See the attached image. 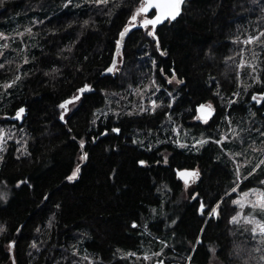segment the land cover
I'll return each mask as SVG.
<instances>
[{
  "label": "trees",
  "instance_id": "trees-1",
  "mask_svg": "<svg viewBox=\"0 0 264 264\" xmlns=\"http://www.w3.org/2000/svg\"><path fill=\"white\" fill-rule=\"evenodd\" d=\"M142 2L0 0V33L31 29L25 49L0 55V130L12 131L0 264H264V237L231 220L236 197L263 187L264 163L253 173L251 157L238 176L229 143L216 142L236 132L242 148L264 149V97L252 99L264 93V0H186L174 21L129 30L104 73ZM198 104L212 105L207 121ZM174 125L205 143L179 147ZM183 170L197 181L185 187Z\"/></svg>",
  "mask_w": 264,
  "mask_h": 264
},
{
  "label": "rangeland",
  "instance_id": "rangeland-1",
  "mask_svg": "<svg viewBox=\"0 0 264 264\" xmlns=\"http://www.w3.org/2000/svg\"><path fill=\"white\" fill-rule=\"evenodd\" d=\"M142 5V4H141ZM140 5V6H141ZM139 16L137 17L136 21L142 20V18ZM144 19V18H143ZM27 29V28H26ZM26 29H23L21 31H16L15 33H6V32H1L0 33V46L7 44L8 47L4 48V47H0V55H5L6 53H15L17 51V47L14 46L15 43L17 42H21L22 47L21 49H25V47L29 44L30 42V34L31 32L26 31ZM170 77H167V81L169 82ZM172 82V81H171ZM11 121H13L11 119ZM181 129L178 128L176 125L173 126V137H172V141L175 142V144H177L179 147L181 148H186L187 150H193L195 148L200 147L203 143L198 144L197 141H206L204 139H198V140H194L192 141H188L187 140V135L188 133L186 131H180ZM4 136L6 135H10V133H12V131H10V128H8V126L5 128V131H3ZM236 133V132H234ZM3 136V138H4ZM22 137V135H21ZM18 140H20V138H18ZM217 141H220V143H218L219 145H222L223 143H229V149L230 148H234L235 152L231 153L228 150H225V154L226 156L230 157L235 164L236 167V171L238 176L241 175V172L243 171L244 167L250 163L251 161V157L253 158H257V161L255 164L252 163V165H254L253 168H257L258 165H260L262 163V161L264 160V149L263 147H260L258 145H255L254 142H248V145L246 146V148H242V142L243 139L242 137L236 133L235 135H228L227 134H223L220 139H218ZM3 142L2 144H0V151H2V147H3ZM183 145V146H181ZM224 151V149H223ZM256 153V155H255ZM260 155V156H259ZM258 156V157H257ZM255 158V159H256ZM253 171V169H252ZM195 172L196 175H191L188 176V183L185 184V179H181V181L183 182L185 187H188L191 183H193L194 181H197L198 179V173L196 171H192ZM241 179V178H240ZM264 180V179H263ZM247 194V195H245ZM264 194V184L262 188H251L249 190L243 191L241 192L235 199V201H237L236 206L238 207V212L235 215L237 217V220L235 221V223H245L248 224L251 227V230L253 228H256V235H262L264 237V234H262L259 231V227L258 224L260 222H264V212H262L259 208V203H260V196ZM252 203H256L257 207L256 209H253L252 207ZM245 217H247V219H245ZM253 217H255V219H253ZM253 233V231H252Z\"/></svg>",
  "mask_w": 264,
  "mask_h": 264
},
{
  "label": "snow or ice",
  "instance_id": "snow-or-ice-1",
  "mask_svg": "<svg viewBox=\"0 0 264 264\" xmlns=\"http://www.w3.org/2000/svg\"><path fill=\"white\" fill-rule=\"evenodd\" d=\"M90 2H93L95 4H107L109 2V0H90ZM182 3H183V0H147L146 3L142 4L140 7L136 8L134 11H133V14L129 17V20L130 21H136L137 20V15L138 13L140 12H144V13H148L149 9L150 8H155L156 9V15L153 16L151 19H143L140 21V23L144 26V27H147L148 25H152L153 27H155L157 24L161 23L162 20L166 19V18H169V19H172V20H175L176 17L180 14L181 12V6H182ZM85 25H87L89 22L87 20H85L83 22ZM133 25L131 23H129L128 25H126V27L120 32V37L123 38L125 36V34L129 31V29L132 27ZM26 31L30 32L31 29H26ZM149 36H154L155 33L152 32V31H149L147 33ZM255 39V37H251L249 38L247 42H250L251 40ZM120 44H121V40L120 39H117L116 41V46H117V49H119L120 47ZM157 45H158V41H157ZM0 47H4V48H7L8 45L7 44H4ZM116 63V60L113 59V66L115 65ZM4 65H0V68H3ZM55 71V70H54ZM106 71L108 72H112L113 71V67H109L106 69ZM162 71V70H161ZM175 76H176V73L173 72L172 73V76L171 78L169 79V83H171L172 79H175ZM16 80L20 79V77H15ZM180 81H177V83H179ZM255 82V81H253ZM14 83V81H13ZM154 83V82H153ZM4 87H10V84H5ZM91 89V86L88 85V84H84L83 87H81L80 89H78V93H80L81 95L84 94L86 91H89ZM257 95L261 96V97H264V93H259V94H254L252 99L254 101H257L258 103L260 102L259 100H257ZM80 99V95H74L71 99L69 100H65L63 101L59 107L61 109H63V111L61 112V115H60V119L63 120L64 119V112H67L68 111V108H67V105L75 102V101H78ZM152 104H153V107L156 106L155 104V101H152ZM207 107V111L205 112L204 116L202 117V119H204L205 121H207V119L209 117H211L213 115V109H212V105L209 104L207 106H205L204 104H201L198 106L197 108V111H201V110H204L205 108ZM145 109L141 108L140 111H144ZM25 112V109L23 107L17 109L15 115L17 118H20L21 117V114ZM113 132H119L120 130L119 129H112ZM234 135L236 133H233ZM3 136H4V133L2 130H0V144H2L3 142ZM135 142V141H134ZM217 143H220V141H216ZM198 144H201V143H205V141H197ZM84 144H85V141L83 139L80 140V146L81 148L84 147ZM183 146V145H181ZM87 158V153H84L80 156V161H83ZM0 159H2V157H0ZM141 165L145 164V161H140L139 162ZM264 163V162H262ZM259 167V165L257 166ZM79 164H77V167L72 171L71 175L67 176V179L69 181L73 180L74 178H76V176L78 175V172H79ZM256 172V168H253V173ZM178 175H181L182 178L185 179V184L188 183V179L187 177L188 176H191V175H196L195 172H183V173H178ZM251 175V173L249 174ZM19 183H24L23 181L21 182H18V185ZM261 184H264V180L260 181ZM233 191H235V189H233ZM247 195V194H245ZM0 199H6V194L4 193H0ZM233 203H237V201H233ZM252 207L253 209H256L257 207V204L256 203H252ZM259 208L262 212H264V194H262L260 196V203H259ZM200 209H201V212L205 211L206 210V205L201 202V205H200ZM210 216L211 215H215L217 214V208L216 207H212V210L211 212L208 213ZM245 219H247V217H245ZM253 219H255V217H253ZM231 220L233 222H235L237 220V217L236 216H233L231 218ZM258 227H259V231L264 234V222H260L258 224ZM3 228L2 226H0V231H2ZM39 230V229H38ZM203 231V229H202ZM253 231V234H255L256 232V228H253L252 229ZM198 243L200 242L199 241V238H198ZM11 246V244H10ZM33 247H35V244L32 245ZM156 255H159V253H157ZM159 264H163V262H159Z\"/></svg>",
  "mask_w": 264,
  "mask_h": 264
},
{
  "label": "water",
  "instance_id": "water-1",
  "mask_svg": "<svg viewBox=\"0 0 264 264\" xmlns=\"http://www.w3.org/2000/svg\"><path fill=\"white\" fill-rule=\"evenodd\" d=\"M185 1H186V0H183L182 6H183V4H184ZM146 2H147V0H143L142 4H144V3H146ZM182 6H181V10H182ZM151 12H152L153 14H152L149 18H147V19H151L153 16L156 15V9H155V8H150L149 11H148V13H144V12H141V13H142V14H149V13H151ZM178 16H179V15H178ZM178 16H177V17H178ZM177 17H176V18H177ZM167 21H174V20L169 19V18H166V19L162 20L161 23H159V24H157V25L163 24V23H165V22H167ZM157 25H156V26H157ZM151 26H152V25H151ZM140 27H143V25H142L140 22H138L137 24H134L129 30L134 29V28H140ZM152 27H153V26H152ZM153 28H154V27H153ZM126 34H127V33H126ZM126 34H125V36H126ZM125 36H124L123 38L120 37L121 44H120V47H119V48L122 47V43H123V40H124ZM117 50H118V49H116V52H115V54H114V56H113V59H115V60H116V53H117ZM110 67H113V68H114V66H113V61H112L111 65H110ZM104 73L107 74V73H111V72L105 71ZM68 100H69V99H68ZM199 105H201V104H198V105L195 107L196 112H197V115H198L199 119L205 121L204 119H202V117L204 116L205 112L207 111V107H206L204 110L197 111V108H198ZM204 105L207 106L208 104H204ZM67 108H68V107H67ZM209 118H210V117H209ZM209 118H208V119H209ZM11 119H12V120L17 119L16 115L12 116ZM208 119H207V120H208ZM22 121H23L22 119H19V123H21ZM185 171H187V172H192V171H188V170H183V171H178V172H177V175H178V173H183V172H185ZM178 177H179L180 179H184V178H182L181 175H178ZM200 205H201V204H200ZM199 211H201L200 206H199ZM160 262H161V261H160ZM153 264H159V262H158V261H155Z\"/></svg>",
  "mask_w": 264,
  "mask_h": 264
},
{
  "label": "bare ground",
  "instance_id": "bare-ground-1",
  "mask_svg": "<svg viewBox=\"0 0 264 264\" xmlns=\"http://www.w3.org/2000/svg\"><path fill=\"white\" fill-rule=\"evenodd\" d=\"M157 207V206H156ZM143 228V227H142ZM157 240V239H156Z\"/></svg>",
  "mask_w": 264,
  "mask_h": 264
}]
</instances>
